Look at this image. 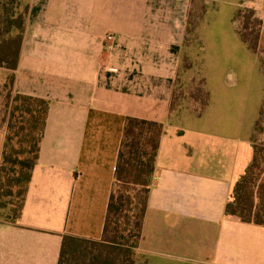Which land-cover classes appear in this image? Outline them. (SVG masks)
<instances>
[{
    "label": "crops",
    "instance_id": "0c3cea01",
    "mask_svg": "<svg viewBox=\"0 0 264 264\" xmlns=\"http://www.w3.org/2000/svg\"><path fill=\"white\" fill-rule=\"evenodd\" d=\"M191 6V0H29L12 92L50 107L21 217L0 220V264H57L64 235L101 240L127 117L163 124L140 250L146 252L147 223L175 229L188 220L206 232V264H264V225L225 215L253 159L255 124L244 141L197 131L188 142L178 120L188 112L202 117L212 102L206 86L200 112L170 113L178 79L202 80L195 66L180 75ZM233 33V44L245 46ZM107 34L113 39L106 41ZM10 73L0 67V85Z\"/></svg>",
    "mask_w": 264,
    "mask_h": 264
},
{
    "label": "trees",
    "instance_id": "16d2710c",
    "mask_svg": "<svg viewBox=\"0 0 264 264\" xmlns=\"http://www.w3.org/2000/svg\"><path fill=\"white\" fill-rule=\"evenodd\" d=\"M191 3L195 4V0ZM206 10L207 7L201 9L200 17ZM28 11L29 0H0V67L12 71L3 85L8 91L9 110L0 163V220L9 223H16L21 217L50 107L48 100L12 92L13 70L19 63ZM192 15L190 8L186 25L189 53L184 55L180 75L194 68L193 53L198 50V56L205 55L202 52L204 40L211 39L216 48L224 40L206 36L204 32L211 30L199 28ZM231 21L236 25L231 24L230 30L237 34L239 41L256 51L263 24L256 10L240 7L233 13ZM218 29L220 35L229 31L222 25ZM192 80L178 79L170 103L171 114L190 110V105L200 106L192 110L200 112L207 104L208 94L203 81ZM258 126L259 120L255 123L254 140ZM162 133L160 122L126 118L102 238L93 240L64 235L57 264H149L147 258L145 263L141 261L144 256L137 249ZM225 215L264 225V148L255 143L253 159L234 185Z\"/></svg>",
    "mask_w": 264,
    "mask_h": 264
},
{
    "label": "rangeland",
    "instance_id": "374dc122",
    "mask_svg": "<svg viewBox=\"0 0 264 264\" xmlns=\"http://www.w3.org/2000/svg\"><path fill=\"white\" fill-rule=\"evenodd\" d=\"M205 7L206 14L200 17L201 9ZM240 7L254 8L257 16L263 21L256 51L232 42L235 38L230 30L231 24L233 27L236 25L231 21L232 15ZM191 10L192 19L198 23L199 28L204 31L206 28L211 30L204 32L206 36L223 38L217 33L218 27L222 25L229 30L226 35L230 38L224 39L225 43L217 48L211 39L204 40L206 55L195 59L194 66L200 69V73L196 72L197 78L205 82L212 102L202 117L196 118L188 112L181 121L178 120V124L184 129L188 142H191L197 131L213 132L222 137L244 141L252 134L262 105L253 143L264 148V0H195ZM227 40H231V44ZM205 65L209 67L203 71L202 66ZM3 85L4 83L0 85V123L9 110L6 97L8 91ZM197 107L200 106L190 105L189 111ZM181 138L183 140V135ZM243 157L241 153L240 160ZM177 224L175 229H168L166 222L156 227L147 223L142 241L146 252L140 250V245L137 249L139 254L144 256L141 259L143 263L149 259V264H206L208 255L202 252L201 246L206 232L193 228L199 226V223L185 220Z\"/></svg>",
    "mask_w": 264,
    "mask_h": 264
},
{
    "label": "built area",
    "instance_id": "2783aa9c",
    "mask_svg": "<svg viewBox=\"0 0 264 264\" xmlns=\"http://www.w3.org/2000/svg\"><path fill=\"white\" fill-rule=\"evenodd\" d=\"M105 39H106V41H110V40L113 39V35L112 34H107Z\"/></svg>",
    "mask_w": 264,
    "mask_h": 264
}]
</instances>
